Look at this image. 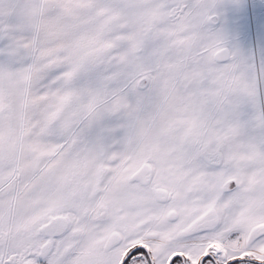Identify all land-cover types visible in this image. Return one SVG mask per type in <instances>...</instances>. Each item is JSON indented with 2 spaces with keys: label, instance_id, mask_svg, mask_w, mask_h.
Segmentation results:
<instances>
[{
  "label": "snow or ice",
  "instance_id": "snow-or-ice-1",
  "mask_svg": "<svg viewBox=\"0 0 264 264\" xmlns=\"http://www.w3.org/2000/svg\"><path fill=\"white\" fill-rule=\"evenodd\" d=\"M0 264H264V0H0Z\"/></svg>",
  "mask_w": 264,
  "mask_h": 264
}]
</instances>
